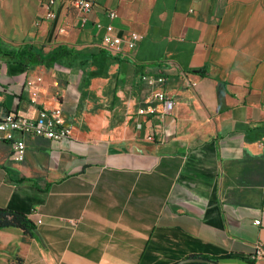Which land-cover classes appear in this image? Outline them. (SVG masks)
I'll return each mask as SVG.
<instances>
[{
	"label": "crops",
	"instance_id": "1",
	"mask_svg": "<svg viewBox=\"0 0 264 264\" xmlns=\"http://www.w3.org/2000/svg\"><path fill=\"white\" fill-rule=\"evenodd\" d=\"M0 0V117L61 107L71 134L0 139V264H264V0ZM117 16L111 18L108 11ZM111 22L135 47L101 44ZM32 45L54 65L32 62ZM143 74L162 75L149 85ZM170 112L141 115L161 103ZM41 221H38V220Z\"/></svg>",
	"mask_w": 264,
	"mask_h": 264
},
{
	"label": "built area",
	"instance_id": "2",
	"mask_svg": "<svg viewBox=\"0 0 264 264\" xmlns=\"http://www.w3.org/2000/svg\"><path fill=\"white\" fill-rule=\"evenodd\" d=\"M96 0H72L73 5L81 11L90 10ZM56 0H44L45 18H54L56 13L52 9ZM111 18L117 16L113 10L108 11ZM96 30L102 31L101 44L116 53L132 50L137 40L142 37L138 31H130L126 36L114 32V26L111 22L106 24L96 21ZM142 80L149 85H155L164 82L162 75L143 74ZM153 98L161 103V108L154 104L141 106L138 113L141 115H156L170 112L173 107V100L163 90L159 89L153 93ZM71 125L65 121L62 108L57 106L51 109H40L35 118H27L12 112H8L0 117V139L11 142L13 154L16 159H23L26 150V143L23 139L15 137L16 133L39 135L48 138L62 139L71 134ZM38 221H41L40 219ZM264 253L261 244H256L253 256H260Z\"/></svg>",
	"mask_w": 264,
	"mask_h": 264
},
{
	"label": "trees",
	"instance_id": "3",
	"mask_svg": "<svg viewBox=\"0 0 264 264\" xmlns=\"http://www.w3.org/2000/svg\"><path fill=\"white\" fill-rule=\"evenodd\" d=\"M64 51V48L53 49L50 55L42 57L39 51H37L32 45H29L26 49V56L32 62L45 63L47 65H54L57 56L60 55V51ZM6 226H15L22 228L27 233H32L34 229L33 221L24 213L12 210L5 207H0V229ZM204 258L215 260L218 262V258L211 255H199ZM184 264H209L204 262H190Z\"/></svg>",
	"mask_w": 264,
	"mask_h": 264
},
{
	"label": "water",
	"instance_id": "4",
	"mask_svg": "<svg viewBox=\"0 0 264 264\" xmlns=\"http://www.w3.org/2000/svg\"><path fill=\"white\" fill-rule=\"evenodd\" d=\"M190 262H204V263H209V264H220L219 262L215 260H211V259L204 258L201 256H188V257L178 260L175 264H184V263H190Z\"/></svg>",
	"mask_w": 264,
	"mask_h": 264
}]
</instances>
